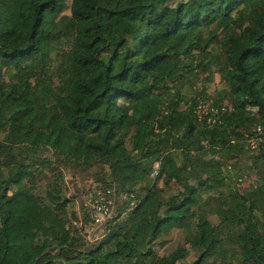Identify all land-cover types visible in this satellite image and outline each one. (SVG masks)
I'll use <instances>...</instances> for the list:
<instances>
[{
  "label": "trees",
  "instance_id": "16d2710c",
  "mask_svg": "<svg viewBox=\"0 0 264 264\" xmlns=\"http://www.w3.org/2000/svg\"><path fill=\"white\" fill-rule=\"evenodd\" d=\"M0 264H264V0H0Z\"/></svg>",
  "mask_w": 264,
  "mask_h": 264
},
{
  "label": "rangeland",
  "instance_id": "374dc122",
  "mask_svg": "<svg viewBox=\"0 0 264 264\" xmlns=\"http://www.w3.org/2000/svg\"><path fill=\"white\" fill-rule=\"evenodd\" d=\"M246 186V183H242L240 188L243 190L244 188H246ZM65 187L67 189L66 196L72 202V206L75 212L79 214V219L81 218V211L83 208L91 210L89 197L92 195L95 196L97 195V193L101 192L100 186L94 183L91 178H88L85 175H77L75 177L66 175ZM105 219L106 217L103 218L102 222L100 223L89 220V223L85 228L86 239L89 242L94 241V236H96L98 240L101 238V235L103 234V231L101 230L103 224L101 223H103ZM161 240H165L168 242L165 246H163V248L157 250L160 254L167 252L179 245L180 233L177 230H173L168 236L163 237ZM194 258V253L191 252V254L186 258V262L191 263Z\"/></svg>",
  "mask_w": 264,
  "mask_h": 264
},
{
  "label": "built area",
  "instance_id": "2783aa9c",
  "mask_svg": "<svg viewBox=\"0 0 264 264\" xmlns=\"http://www.w3.org/2000/svg\"><path fill=\"white\" fill-rule=\"evenodd\" d=\"M203 110V109H202ZM203 112H199V118H201V114ZM211 119H208V122H210ZM255 145L254 143H252V147L253 148ZM89 203H91L90 205V209H88V211L92 212V219L93 222L96 223H100L102 222V219L110 216V202H106V199L104 198V196L99 192L97 193V196L95 197V199L93 201H89ZM98 240V238L96 236H94V241Z\"/></svg>",
  "mask_w": 264,
  "mask_h": 264
}]
</instances>
